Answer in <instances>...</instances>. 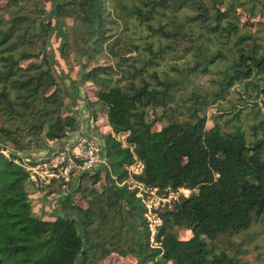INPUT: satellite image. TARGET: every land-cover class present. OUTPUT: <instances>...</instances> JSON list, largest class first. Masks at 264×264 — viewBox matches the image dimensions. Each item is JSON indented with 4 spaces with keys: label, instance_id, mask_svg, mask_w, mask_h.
Segmentation results:
<instances>
[{
    "label": "trees",
    "instance_id": "obj_1",
    "mask_svg": "<svg viewBox=\"0 0 264 264\" xmlns=\"http://www.w3.org/2000/svg\"><path fill=\"white\" fill-rule=\"evenodd\" d=\"M53 37L77 77L56 69ZM82 94L95 129L99 117L111 127L106 162L65 190L37 187L24 158L80 129ZM137 159L134 176L161 193L194 189L160 211L161 248L126 182ZM30 184L41 199L56 190L51 218ZM114 253L264 264V0H0V264Z\"/></svg>",
    "mask_w": 264,
    "mask_h": 264
},
{
    "label": "built area",
    "instance_id": "obj_2",
    "mask_svg": "<svg viewBox=\"0 0 264 264\" xmlns=\"http://www.w3.org/2000/svg\"><path fill=\"white\" fill-rule=\"evenodd\" d=\"M115 136L122 143H127L128 132ZM103 144L101 138L95 136L93 132H86L69 140L62 147L46 149L24 158V167L37 187L65 190L82 174L94 172L106 162ZM142 169L143 164L137 159L130 166V179L126 182L136 188L138 196L143 198L145 206L143 215L149 228L150 246L161 248L166 236L161 231L163 218L160 211L174 207L175 203L182 198L191 196L194 189L182 186L161 193L159 187L146 185L134 176V174L141 173Z\"/></svg>",
    "mask_w": 264,
    "mask_h": 264
},
{
    "label": "rangeland",
    "instance_id": "obj_3",
    "mask_svg": "<svg viewBox=\"0 0 264 264\" xmlns=\"http://www.w3.org/2000/svg\"><path fill=\"white\" fill-rule=\"evenodd\" d=\"M48 50L49 51H53L55 54V67L58 70L59 73H66V72H70V74L72 75V77H77L76 73H77V68H72L70 67V65L68 64V62L66 60H64V58H62L60 56L59 53V48H58V43L55 40V37H53L51 39L50 44L48 45ZM208 80V76H202L198 79V81L201 82H207ZM91 90H89V94H92V92H90ZM68 101H70L69 99H67ZM86 104V100L82 94V96H80V98L77 100L76 104L73 106L74 108V112L79 118L80 116H85L88 113L87 108L85 107ZM214 111V108L210 110V113H212ZM89 114V113H88ZM91 118V117H89ZM211 123V122H210ZM97 124L100 125L99 128L94 127V131L93 134L95 136H98L99 138H101L102 134L109 131L110 130V126L107 125L106 123V119L105 117H99ZM61 142H63V139H60ZM123 142V145H127V143ZM106 160V159H105ZM97 187L100 188L101 184L98 183ZM29 188L31 191L33 192V199H38L37 200V204L35 206V211H37L38 215L43 216L44 218H51L52 215L49 214V210H51V204L53 202H55L56 199H54L52 197V195L48 194L45 196V198L41 199L40 197L44 194V191H37L36 189H34L33 187H31V184L29 185ZM46 190V189H45ZM52 197V198H51ZM180 234L183 238H189L191 236V232L188 229H180ZM101 264H135V259L132 256H127L125 258L120 257L117 253L111 254L110 256H108L107 258H105Z\"/></svg>",
    "mask_w": 264,
    "mask_h": 264
},
{
    "label": "crops",
    "instance_id": "obj_4",
    "mask_svg": "<svg viewBox=\"0 0 264 264\" xmlns=\"http://www.w3.org/2000/svg\"><path fill=\"white\" fill-rule=\"evenodd\" d=\"M89 113V112H88ZM86 114L85 116H80V129L71 132L66 138L63 139V142L61 140H55L50 142L51 147H62L64 144L68 143L69 140H73L79 135H82L86 132H93L94 131V122L91 118H89V114ZM56 193V190L52 192V195Z\"/></svg>",
    "mask_w": 264,
    "mask_h": 264
}]
</instances>
